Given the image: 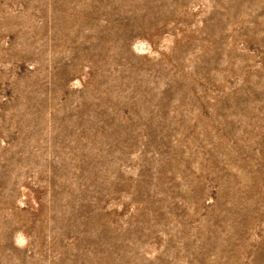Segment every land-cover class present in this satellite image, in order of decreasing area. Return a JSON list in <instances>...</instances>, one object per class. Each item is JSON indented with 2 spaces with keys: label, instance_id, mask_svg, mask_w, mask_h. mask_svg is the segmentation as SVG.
Wrapping results in <instances>:
<instances>
[{
  "label": "rangeland",
  "instance_id": "374dc122",
  "mask_svg": "<svg viewBox=\"0 0 264 264\" xmlns=\"http://www.w3.org/2000/svg\"><path fill=\"white\" fill-rule=\"evenodd\" d=\"M0 264H264V0H0Z\"/></svg>",
  "mask_w": 264,
  "mask_h": 264
}]
</instances>
